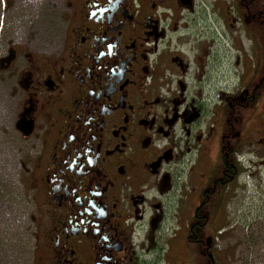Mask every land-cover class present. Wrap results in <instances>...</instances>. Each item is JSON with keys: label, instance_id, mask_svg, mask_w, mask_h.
<instances>
[{"label": "flooded vegetation", "instance_id": "1", "mask_svg": "<svg viewBox=\"0 0 264 264\" xmlns=\"http://www.w3.org/2000/svg\"><path fill=\"white\" fill-rule=\"evenodd\" d=\"M25 1L0 0V264H161L175 231L178 264H264V0Z\"/></svg>", "mask_w": 264, "mask_h": 264}, {"label": "rangeland", "instance_id": "2", "mask_svg": "<svg viewBox=\"0 0 264 264\" xmlns=\"http://www.w3.org/2000/svg\"><path fill=\"white\" fill-rule=\"evenodd\" d=\"M43 0H33L32 2H29V1H25V2H22V4L25 6V8H23L22 10H25L26 11V19H24V22L27 23L29 22L30 20V17H29V14L31 12H34L38 7V5H41ZM202 2V4L200 5L199 7V12L200 14L198 15H202L203 17H210V19L212 20L213 19V16L212 14H215L216 13V9L214 6H212V3L213 2H209L208 3H205L204 0H200ZM22 6V5H21ZM230 24H231V21H227V22H224L223 25L218 28V30L221 32V30H225L226 33L228 34V32L232 29L230 27ZM222 46V44H220V47ZM224 46V45H223ZM222 49V48H221ZM257 107V106H256ZM255 107V109H256ZM255 109L254 108H251L249 111H250V117H251V123L250 125H248L246 128H245V131L247 133H250V132H253L252 135L255 136V139H257L259 135H255L256 131H257V123H255V121L257 120L258 121V113L256 112L255 113ZM251 153L253 155H257L258 151H259V148H258V145L254 143V146L251 147ZM242 151H246V152H250V148H243ZM252 190V189H251ZM175 231L173 235L169 236L170 234H172V231H164V234L166 236H169L168 240L165 242V243H162V246L158 249L159 251V255H158V261L161 263V264H178L179 263V258H180V255H181V252H182V246H183V241H182V246L180 247L179 246V241L180 239L182 238V235L180 233H177ZM176 234V236H175ZM175 240L176 243H172V240ZM32 250V245L30 243L27 244V253H26V261H27V264H31V251Z\"/></svg>", "mask_w": 264, "mask_h": 264}]
</instances>
